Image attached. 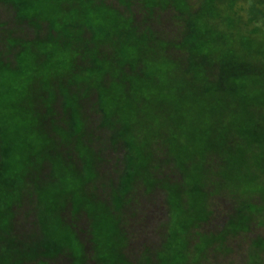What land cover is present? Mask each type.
I'll list each match as a JSON object with an SVG mask.
<instances>
[{"label":"trees","instance_id":"obj_1","mask_svg":"<svg viewBox=\"0 0 264 264\" xmlns=\"http://www.w3.org/2000/svg\"><path fill=\"white\" fill-rule=\"evenodd\" d=\"M253 224L264 0H0V264H264Z\"/></svg>","mask_w":264,"mask_h":264},{"label":"rangeland","instance_id":"obj_2","mask_svg":"<svg viewBox=\"0 0 264 264\" xmlns=\"http://www.w3.org/2000/svg\"><path fill=\"white\" fill-rule=\"evenodd\" d=\"M168 27H169V24H168ZM155 200H156V203L154 205V210L150 211V215L148 219L149 225L147 227L142 228L140 230L141 231L140 234H142V231L145 229L146 235L150 236L151 240H154V241L156 240L155 243H157L160 240L159 233L161 231H164V227L163 226L160 227V226L166 220L168 211H167V204L165 203V199L162 195L158 194ZM213 207L217 210L216 218L214 219V221L218 218L219 220L218 222H220L221 220L225 218V212L229 211L230 209L229 204L227 203L222 206L220 199L219 201H216V200L213 201ZM212 219H213V216H212ZM251 227H252L251 235L254 233L264 234V226L261 227V226H257L256 224H253ZM146 241H148V239ZM193 241H196V237L193 239ZM248 242L249 240H239L238 243L235 242V245H234L235 251L233 253V261H234L233 264H239V263L244 262L242 258H245L247 255Z\"/></svg>","mask_w":264,"mask_h":264}]
</instances>
